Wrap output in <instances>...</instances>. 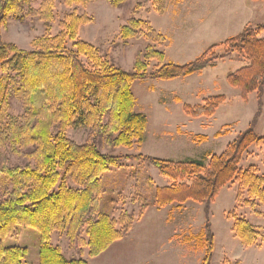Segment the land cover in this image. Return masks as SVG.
<instances>
[{"label": "trees", "instance_id": "1", "mask_svg": "<svg viewBox=\"0 0 264 264\" xmlns=\"http://www.w3.org/2000/svg\"><path fill=\"white\" fill-rule=\"evenodd\" d=\"M61 1L70 6L86 5L92 0ZM108 1L113 6L123 2ZM28 2L0 0V151L4 145H10L13 152L24 153L28 158L24 165L0 164V174L9 184L0 195V264H23L26 258L25 246L3 244L18 226L38 231L37 264H88L81 257H65L61 248L51 243L54 232L65 233L71 239L84 234L86 240L80 241L87 247L89 257L98 255L128 234L131 221L122 229L117 228L116 220L100 211L98 198L102 191V174L110 166L130 158L150 163L171 182L155 189V204L159 208L167 204L179 206L192 200L205 203L207 210L220 189L235 182L236 200L245 192L244 203L256 215L264 216V212L256 209L257 202L264 205V175L253 165L240 166L251 146H264V135L255 131L262 105L259 97L258 109L248 127L221 153L206 154L207 163L202 159L174 161L142 154L115 156L102 152L93 141L77 144L67 136V129L78 125L90 127L100 135L107 132L113 148L140 145L147 117L134 111L132 82L201 73L233 52L244 55L247 63L227 73L228 84L237 88L245 101L254 91L260 94L264 85L261 26L246 25L239 34L210 45L184 64L164 61V52L147 45L137 53L132 68L125 70L101 54L99 48L78 38L80 27L91 20L84 14L68 13L60 22V30L51 34L49 23L53 18L54 0L41 4L45 32L31 40V49L24 50L3 41L1 28L9 17L22 12L23 5ZM151 3L157 13H164L166 0H151ZM141 35L149 40L164 39L146 20L131 18L120 28L122 39ZM218 48L223 49L221 53ZM152 59L157 63L153 71L148 72ZM14 94L23 102L24 113L19 118L8 114L9 99ZM224 100L223 94L210 95L201 103H183L182 109L192 118L210 117ZM219 135L220 131L214 134L215 137ZM195 137L205 139V136ZM127 217L121 216L119 221ZM230 218L234 235L245 245L253 244L260 236L264 238L258 227L247 219L234 212ZM205 229L207 239L200 264H211L213 243L208 219ZM205 235L203 228L191 237L200 239Z\"/></svg>", "mask_w": 264, "mask_h": 264}, {"label": "rangeland", "instance_id": "2", "mask_svg": "<svg viewBox=\"0 0 264 264\" xmlns=\"http://www.w3.org/2000/svg\"><path fill=\"white\" fill-rule=\"evenodd\" d=\"M45 0H29L22 12L8 18L1 28L3 41L13 43L24 50L31 49V40L45 32L41 18V4ZM246 2V1H245ZM244 0H166L167 11L165 33L157 27L164 13H157L151 0H123L117 6L108 0H92L86 5H65L54 0L53 18L49 23L51 34L60 30V22L68 13L75 12L91 18L80 27L78 38L97 48L101 54L125 70L132 68L138 52L150 45L164 52V61L184 64L200 55L207 47L216 43L205 38V34L217 33L221 39L234 32H226L233 22L247 19L253 28L261 26L259 35L264 36V1ZM243 4V5H242ZM131 18L146 20L150 26L164 36L162 41L149 40L141 35L122 39L120 28ZM222 36H221V35ZM219 43V42H217ZM70 45V42L69 44ZM188 45V46H187ZM222 48H218L219 53ZM157 61L152 59L148 72L153 71ZM244 55L233 52L219 59L214 67H207L201 73L162 80L146 78L135 80L131 90L135 97L134 111L144 113L147 126L143 142L134 143L131 148H113L107 132L100 135L92 128L73 126L67 129V136L75 143L95 142L102 152L115 156H145L182 161L202 159L208 162L206 154L221 153L226 145L244 131L254 117L262 100L256 120L255 131L264 135V85L261 93L252 92L245 101L237 88L226 80V75L246 65ZM223 94L225 100L208 117L185 114L183 103H201L210 95ZM8 108L9 116L21 117L23 102L12 95ZM106 120V117L103 121ZM220 131L221 135L214 134ZM205 136L199 140L195 136ZM0 164L24 165L27 156L12 151L10 145L1 148ZM253 165L264 175V146H251L240 162L242 168ZM69 183L75 186L71 181ZM171 182L162 176L150 163L130 158L110 166L101 176L102 191L99 195V209L106 212L122 229L131 221L128 234L111 243L96 256L89 257L87 247L80 240L86 236L69 238L65 233L54 232L51 243L58 245L67 258L81 257L88 264H200L205 251L208 219L213 243L211 264H264V238L260 236L251 245H245L232 231L231 212L247 219L258 227L264 236V216H258L244 203L246 193L236 200L237 184L230 183L220 189L214 201L207 206L187 200L182 205L167 204L157 207L154 193L156 187L168 186ZM8 179L0 174V195L7 187ZM257 210L264 212V205L257 202ZM121 216H128L121 222ZM206 235L200 239L194 236L202 229ZM187 238V239H186ZM5 246H25L27 255L23 264H37L38 231L32 227L18 226L8 235Z\"/></svg>", "mask_w": 264, "mask_h": 264}, {"label": "crops", "instance_id": "3", "mask_svg": "<svg viewBox=\"0 0 264 264\" xmlns=\"http://www.w3.org/2000/svg\"><path fill=\"white\" fill-rule=\"evenodd\" d=\"M246 1V2H245ZM244 2L246 3V6H245V8L248 6V4H249V2L247 1V0H244ZM243 5V4H242ZM167 11H165V13H164V15H162V19H160V20H158V22H159V26L157 27V30L159 29V31L161 32V33H165V29H164V25H165V22H166V17H167ZM249 23H251L249 20H247V19H243V20H241L240 21V23H238V21L237 22H233L232 24H230L229 25V28L228 29H226V32H234L233 34H228V35H225L224 37H222L221 39H218L219 38V34H218V32L217 33H209V34H205L206 36H205V38H207V39H209V42L208 43H210L211 42V40L212 39H215V41H213V42H222V41H224L226 38H228L229 36H234V35H237V34H239L242 30H243V28L246 26V25H248ZM221 35V34H220ZM222 36V35H221ZM216 42V43H217ZM188 46V45H187ZM212 260H213V258H212ZM212 263V262H211Z\"/></svg>", "mask_w": 264, "mask_h": 264}]
</instances>
